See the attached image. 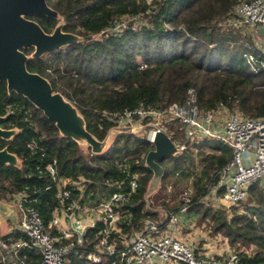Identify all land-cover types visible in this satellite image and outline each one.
Wrapping results in <instances>:
<instances>
[{"label":"trees","instance_id":"obj_1","mask_svg":"<svg viewBox=\"0 0 264 264\" xmlns=\"http://www.w3.org/2000/svg\"><path fill=\"white\" fill-rule=\"evenodd\" d=\"M237 2L47 0L56 16L29 18L47 33L60 26L72 40L39 57L34 56V48H24L29 57L27 68L45 77L76 108L85 128L98 142L119 128L108 114L141 104L165 108L175 102L183 103L191 87L197 90L202 108H214L223 102L230 109L239 107L244 115L263 117L264 70L252 73L246 58L253 54L264 59L255 44L257 35L242 36L217 23ZM141 15L146 20L139 26L130 24L117 31L119 21ZM144 64L146 67L142 68ZM0 117V127L14 131L11 138L0 140V149H7L17 159L0 167V201L8 202L15 193L26 191L37 200L33 204L48 224L57 205V188L46 170L49 163L57 160L58 175L72 180L69 188L81 205H96L114 192L129 191L119 167L120 162L127 160L131 169L140 173V184L120 221L123 232L130 235L147 220L159 219L164 210L158 209L155 200L163 199L165 213L177 212L182 205L179 194L188 188L192 177L189 211L199 213L200 220H212L214 232L224 235L236 247L241 264H264V187L253 184L248 199L230 209H216L201 201L208 186L218 182L217 171L232 157L227 145L213 139L188 143L181 156L172 157L173 167L178 170V179L171 184L173 191L165 186L164 195L152 200L155 193L148 194L152 171L142 154L153 147L146 138L120 128L122 132L106 150L94 151L93 145L84 148L27 97L9 91L6 80H0ZM175 125L176 122L170 124L171 128ZM30 143H34V148L29 147ZM204 147L212 153L202 154L196 162L192 151L197 148L201 153ZM162 164L163 179L173 176L170 168ZM181 184H187L183 191ZM99 228L89 230V240L94 242ZM21 238L24 235L18 230L0 235V240L9 242ZM86 248L93 249V243ZM20 254L26 255L30 264L40 260V255L31 249L21 250ZM69 264L90 263L72 254Z\"/></svg>","mask_w":264,"mask_h":264},{"label":"built area","instance_id":"obj_2","mask_svg":"<svg viewBox=\"0 0 264 264\" xmlns=\"http://www.w3.org/2000/svg\"><path fill=\"white\" fill-rule=\"evenodd\" d=\"M263 25L264 0H238L220 21L223 29H234L242 36H258ZM255 44L264 53V43L257 41ZM246 58L252 73L259 74L264 70V59L253 54ZM145 67L146 64L142 66ZM198 101L197 90L191 87L183 103L175 102L165 108L141 104L135 109L110 113L108 117L119 128L146 138L152 147L158 131L167 133L181 153L187 150L188 143L206 139L230 147L232 157L217 171L218 182L208 186L201 201L216 209L239 205L248 199L253 184L264 186V116H246L239 107L230 109L223 102L206 109ZM172 122L183 128L185 140H178L176 129L170 126ZM29 147L34 148V143ZM146 155L143 153L142 158L146 159ZM126 161L120 162L119 167L126 176L129 191L114 192L96 205H81L69 188L72 180L58 175L57 160L49 163L46 170L57 188V205L52 217L46 224L33 204L37 200L26 191L15 193L11 200L20 213L16 230L24 238L13 242L0 240L1 262L30 264L26 255L20 254L27 248L40 255L36 264H69L72 254L90 264H241L238 252L230 250L216 258L202 252L197 242H188L182 236L183 227L176 211H170L166 220H147L142 228L130 235L123 232L120 221L140 184V173L133 171ZM167 188L172 191L171 184ZM180 195L179 211L186 214L191 191ZM97 226L100 228L93 242L88 234ZM92 243L93 249H87L86 246ZM112 256L115 258L110 261Z\"/></svg>","mask_w":264,"mask_h":264},{"label":"water","instance_id":"obj_3","mask_svg":"<svg viewBox=\"0 0 264 264\" xmlns=\"http://www.w3.org/2000/svg\"><path fill=\"white\" fill-rule=\"evenodd\" d=\"M33 15L56 16L47 0H0V80L7 81L9 91L27 97L45 115L67 134L86 138L94 151L99 142L78 122V112L51 83L42 75L28 70L29 57L24 48H34V56L58 50L72 40V36L58 26L53 33H47L39 23L29 18ZM264 34V25L260 29ZM2 118L0 117V122ZM14 131L0 127V140L9 139ZM168 156H181L171 137L158 131L154 147L146 155L145 164L152 171L148 194L156 193L165 176L162 164ZM16 162V156L7 149H0V167Z\"/></svg>","mask_w":264,"mask_h":264},{"label":"rangeland","instance_id":"obj_4","mask_svg":"<svg viewBox=\"0 0 264 264\" xmlns=\"http://www.w3.org/2000/svg\"><path fill=\"white\" fill-rule=\"evenodd\" d=\"M145 20H146L145 16L143 17L142 15L138 16V17H126L124 20L119 21V24L117 25L116 28H117V31H122V30H124L126 28V26H128L130 24H134V26H139L141 24V22H144ZM221 20H222V18L217 20V23H219ZM255 42H257L256 39H255ZM77 118H78L77 119L78 122L83 124L81 117L78 116ZM173 129H176L175 133L178 135V140L179 139H184L185 140L183 128L181 126H179V124L176 123V125H175V127H173ZM122 130L123 129H120V128L112 129L110 131V133L108 134V136L106 137V139L104 141H102V142H99L98 149L106 150L108 148V146L114 141V138L116 137V135L120 134V132H122ZM138 136H140V135H138ZM75 138L78 140V142L84 148H88L89 147L90 142L86 138H84L83 136L75 135ZM204 148L205 149L201 150V153L199 152V149L197 150V148L192 151L193 153H191V156L196 160V162L200 161V158L202 157V154H204V153H207V154L212 153L208 149V147H204ZM172 157L173 156H168L164 160V164L170 168L171 173H173V176H170L169 178L165 177V179H163V181L161 182L160 189L154 195H152L153 196L152 200L153 199L155 200L156 198H158L162 194L164 195V193L162 191H164L165 186H168V185L174 183L176 181V179H178V177H176V172L178 170H176L175 167H173V163L172 162H173L174 159H172ZM16 162H17V159H16ZM189 162H187V163H189ZM198 168L200 169V167H198ZM201 169H202V167H201ZM172 170H174V172H172ZM178 175H180V174H177V176ZM192 181H193V178L192 177L189 178V181L187 183L188 184V188L186 187L187 184L186 185L185 184H181V189L180 190L183 191V189L186 187L187 189L185 188L186 189V190L184 189L185 191L189 190V191L192 192V190H193ZM261 186H263V185H261ZM172 191H173V189H172ZM172 191H170V192H172ZM162 200L161 199L160 200H155L154 203H157V205L159 206L158 209L164 210L163 212H161V215H160L159 219H165L166 220V218L168 217L169 211H167L165 213V206L162 205ZM179 200H181V195L180 194H179ZM230 208L231 207L225 208V209H230ZM179 210H180V208L177 210L178 218H179V221L181 223V226L183 227L181 233L182 234L185 233V235L187 234V238H188L187 241L188 242H194V241L197 242L201 251L203 250V248H209V250L212 248L211 249V250H213L212 253L207 251L206 249H205V251L208 252L207 254H209V255H211L213 257H216V258L222 257L223 255L226 254L227 251H230V250L234 251V252H238L236 250V247L232 246L230 244V242L228 241V239L224 235H222L221 233L214 232L213 222H212L211 219L207 218L205 220H200L201 215L199 213H197V212H190L189 211L186 214H180ZM229 216H232V213L230 212V210H229ZM189 220L192 221V222H190V224H189ZM189 227L197 228L199 234H201V235H194L193 232L191 233V231H189L191 229ZM185 228H186V230H185ZM201 232H203V233H201ZM209 241H210V243H209ZM205 244H206V247H205ZM205 251H202V252H205Z\"/></svg>","mask_w":264,"mask_h":264},{"label":"crops","instance_id":"obj_5","mask_svg":"<svg viewBox=\"0 0 264 264\" xmlns=\"http://www.w3.org/2000/svg\"><path fill=\"white\" fill-rule=\"evenodd\" d=\"M256 40L264 43V34L260 32L259 35L257 36ZM19 219H20V213H19L17 207L15 206V204L12 202V200H9L8 202L0 201V235L3 236L5 234L12 232L13 230H16ZM190 222H192V221L189 220V224H190ZM189 228H191L189 231H191V233L193 232L194 235H201V234H199L197 228H192V227H189ZM185 230H186V228H185ZM201 233H203V232H201ZM182 236L186 240H188L187 234L185 235V233H184V234H182ZM209 243H210V241H209ZM205 247H206V244H205ZM205 249L211 253L213 252V250H211L212 248L210 250H209V248H203L202 251H205ZM206 253H208V252H206Z\"/></svg>","mask_w":264,"mask_h":264}]
</instances>
